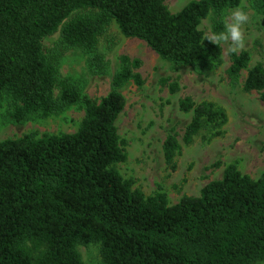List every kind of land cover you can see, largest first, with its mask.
<instances>
[{
	"label": "trees",
	"instance_id": "16d2710c",
	"mask_svg": "<svg viewBox=\"0 0 264 264\" xmlns=\"http://www.w3.org/2000/svg\"><path fill=\"white\" fill-rule=\"evenodd\" d=\"M242 0H191L171 12L165 0H0V104L7 119L23 123L82 104L84 116L71 133L0 141V264H85L78 244L98 243L103 264H254L264 260V172L257 179L229 164L221 179L197 196L168 204L166 194L132 189L115 164L126 160L116 120L124 107L119 88L142 84L139 58L122 55L112 88L98 102L59 75L43 40L59 30L63 49L95 52L113 22L124 37L144 41L176 64L219 63L222 48L206 40L200 23L224 30L222 16ZM264 13V0H251ZM75 13V14H74ZM228 76L248 64L246 51L228 52ZM177 90L176 83L168 85ZM246 91L264 102V66L248 69ZM178 109L191 112L181 141L189 144L205 124L226 121L213 102L189 96ZM180 143L167 134L163 156L172 163Z\"/></svg>",
	"mask_w": 264,
	"mask_h": 264
},
{
	"label": "rangeland",
	"instance_id": "374dc122",
	"mask_svg": "<svg viewBox=\"0 0 264 264\" xmlns=\"http://www.w3.org/2000/svg\"><path fill=\"white\" fill-rule=\"evenodd\" d=\"M190 1L165 0V4L171 12H176ZM237 7L249 15L248 23L243 26V47L236 51H246L249 60L237 76H228L226 72L230 65V41L220 44L219 63L182 65L163 59L140 39L124 37L112 22L95 50L104 55L106 62L98 70L90 64L91 52L60 47L59 30L43 40L45 52L58 64L60 77L76 84L82 95L97 102L110 92L112 78L120 68V57L140 59L137 71L142 84L135 85L130 80L119 88L124 107L116 126L127 156L115 167L124 179L131 181L132 189L142 191L145 196L164 192L170 205L184 195L197 196L207 182L221 179L229 164L252 179L264 172V102L258 91L243 88L248 69L256 64L264 66V13L257 11L251 0H242L225 11L224 26L225 22H231L228 13ZM199 27L208 36L214 34L210 16ZM170 83H176L177 90L170 91ZM184 96L196 103L213 102L224 110L226 121L216 126L205 124L189 144H184L181 138L192 115L178 109V101ZM83 116V105L74 104L46 118L16 124L7 119L3 102L0 141L24 134L39 138L71 133L76 131ZM167 134H174L181 145L173 157L174 169L163 156L162 143ZM77 250L85 264H103L98 243L78 244ZM254 264H264V260Z\"/></svg>",
	"mask_w": 264,
	"mask_h": 264
},
{
	"label": "clouds",
	"instance_id": "9594fccd",
	"mask_svg": "<svg viewBox=\"0 0 264 264\" xmlns=\"http://www.w3.org/2000/svg\"><path fill=\"white\" fill-rule=\"evenodd\" d=\"M228 15L231 22H225L224 30L207 36L206 40L215 45L230 41L229 51L234 53L243 47V26L248 23L249 15L240 7L232 9Z\"/></svg>",
	"mask_w": 264,
	"mask_h": 264
}]
</instances>
